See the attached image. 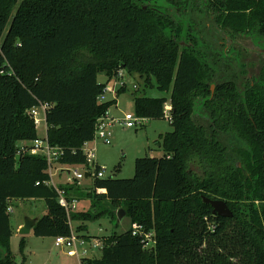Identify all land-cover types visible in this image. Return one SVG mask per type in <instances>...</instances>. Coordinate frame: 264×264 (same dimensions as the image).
<instances>
[{"label":"trees","instance_id":"16d2710c","mask_svg":"<svg viewBox=\"0 0 264 264\" xmlns=\"http://www.w3.org/2000/svg\"><path fill=\"white\" fill-rule=\"evenodd\" d=\"M193 11L208 15L223 39L246 35L264 48V0H0V264H16L10 199L44 201L32 229L39 237L69 236L79 216L68 215L45 183V157L18 153L19 142L38 137L27 110L49 105L45 138L62 151L57 165H85L84 143L126 90L99 99L121 70L169 93V103L145 95L133 102L146 119L165 118L168 104L172 130L159 135L163 156L136 158L133 177L94 179L102 190L95 197L123 209L131 227L102 237L101 256L79 264H264V60L241 87L225 80L212 91L220 57L199 38ZM218 131L239 140L237 163L228 162ZM60 189L68 201L82 191ZM204 197L223 200L232 215L214 214Z\"/></svg>","mask_w":264,"mask_h":264},{"label":"rangeland","instance_id":"374dc122","mask_svg":"<svg viewBox=\"0 0 264 264\" xmlns=\"http://www.w3.org/2000/svg\"><path fill=\"white\" fill-rule=\"evenodd\" d=\"M199 38L203 43L210 45L209 54H217L219 61L214 65L216 71L214 78L210 82L211 89L217 82L225 80H234L240 87L246 83L247 79L257 74L261 62L264 60V48L262 42H258L250 36L238 35L233 39H223L227 37L217 32L214 23L208 15L193 11L188 13ZM225 43V50H222V44ZM225 51V52H224ZM226 53V55H220ZM122 77L113 78L107 85H113L118 89L121 83L125 85V91L117 96V104L111 105L108 109L109 118L115 119L112 123L110 143L106 144L100 139L90 141L85 149L93 147L95 149V169L102 168L103 179H128L134 175V165L136 158L140 157H161L164 151L158 145L159 134L169 132L172 126L167 117L159 119H146L141 125L131 128L119 124L124 114L129 113L136 116L134 107V95H145L151 98L166 97L169 103V93L162 92L154 87H145L143 80L137 75H130L125 70H121ZM97 80L104 83L106 76L99 72ZM106 98H110L109 89H107ZM115 98V97H113ZM201 112V110H199ZM201 115L205 114L201 112ZM204 116H196L198 124L207 125V119ZM42 118V113L39 115ZM38 137H43L45 133L44 125L36 127ZM208 132L211 133V130ZM208 133V134H210ZM217 138L224 144L226 156L230 164L237 163L236 154L233 152L235 147L240 145L239 140L232 132H220L216 134ZM30 142H25L29 145ZM21 143H18L20 145ZM34 153V152H33ZM91 168L92 174L95 172ZM78 172L82 173L83 167L76 166ZM60 175L55 172L53 183L58 187L77 185L82 191L75 201V208L70 213L79 215L71 219V231L78 237V240L84 239V247L87 249L86 256L98 258L101 256V238L111 235H118L131 227L128 216L122 215L117 220V211L119 208L114 206L109 199L95 197V188L93 187L94 176L85 177L76 184V181L67 174ZM70 191V190H69ZM73 191H70L72 194ZM89 194H88V193ZM9 220L12 228L10 238L11 253L16 264H79V256L69 257L60 247L54 245L53 237H39L33 233L20 235L18 225L23 223L26 216L36 217L46 213V206L42 199L14 198L9 201ZM24 240L22 250L19 243ZM97 244V245H95ZM149 245H153L150 241ZM149 246V247H150ZM78 249L81 253L82 248Z\"/></svg>","mask_w":264,"mask_h":264},{"label":"built area","instance_id":"2783aa9c","mask_svg":"<svg viewBox=\"0 0 264 264\" xmlns=\"http://www.w3.org/2000/svg\"><path fill=\"white\" fill-rule=\"evenodd\" d=\"M118 77H122V75H120V73H118ZM124 83H121L119 86H123ZM116 87L113 85H107L105 90H104V94L100 96V100H105L106 98V91L107 89H109V93L112 97L116 96V91L117 89H115ZM49 108V105L47 103H42L39 104L38 106H33L30 109L27 110L28 115L33 119L34 125L35 127L43 124L44 128H45V133H46V129H47V125L45 122V112L46 110ZM169 105L166 104L164 107V114L165 117L168 118L169 120ZM40 113H42V118L39 117ZM144 120H146V118H140L137 116H132L129 113L124 114V116L121 119H118L119 124L127 127V128H131L134 127L136 125H141ZM115 119L109 118L108 112L105 113V115H103L102 117H100L95 125V132L93 135V139H100L103 142H105L106 144L110 143V138H111V130L110 127L112 125L113 122H115ZM91 140V141H92ZM85 142L83 145V152L86 156V163L85 165H82L81 167H83V171L82 173L78 172L77 169H74L75 167H71V166H59L57 165V160L60 157V155L62 154V151L59 147H53L50 146L45 138V135L43 137H37L35 140L31 141L29 143V145H18L19 146V151L20 152H29L32 154H41L45 157L47 164H48V168H47V173L49 176V179L45 182L47 185L52 186L53 188H55V190L58 193V203L66 210L67 214L69 215L70 211L73 210L75 208V199L68 201L67 198L64 195L63 190H61L60 188H58L54 183H53V176L55 174V172L59 171L60 169H66L70 171V177L72 176L74 178L75 181H77V183L79 182V180L85 178V174L88 173L89 176H94V178L96 179H102L103 178V172H102V168L97 167L96 169L95 167V149L93 147H88L87 149H85L86 145L89 143ZM34 152V153H33ZM91 168H94V173L92 174L91 172ZM88 176V177H89ZM98 192L102 191L101 189H97ZM11 210L10 207H8V211ZM132 230H133V234H137V233H141L140 232V227L137 226L136 224L132 225ZM144 239L146 240V246L149 247V242L151 240V234L150 233H145L144 235ZM85 240L84 239H80V241L78 240V237L71 231L69 236H57L54 237V245L56 247H60L62 248L63 251H65L66 255L69 257H74V256H79V260L81 257H85L86 253H87V249L84 247L85 245ZM78 244L79 247L82 248V251L80 253L79 249H78ZM97 245V244H95Z\"/></svg>","mask_w":264,"mask_h":264},{"label":"water","instance_id":"95a60500","mask_svg":"<svg viewBox=\"0 0 264 264\" xmlns=\"http://www.w3.org/2000/svg\"><path fill=\"white\" fill-rule=\"evenodd\" d=\"M65 171L68 175H70V171L66 169H62L60 172ZM88 173L85 174V177H88ZM205 203H208L212 207V212L214 214H217L222 217H230L232 215L230 209L227 207L226 203L223 200L220 199H209L204 197L203 198ZM122 215H124V210L119 209L117 211V220H120L122 218ZM40 218V216L36 217H29L26 216L25 220L22 224V226L19 228V234L20 235H27L30 234L34 225L36 224L37 220Z\"/></svg>","mask_w":264,"mask_h":264},{"label":"crops","instance_id":"0c3cea01","mask_svg":"<svg viewBox=\"0 0 264 264\" xmlns=\"http://www.w3.org/2000/svg\"><path fill=\"white\" fill-rule=\"evenodd\" d=\"M111 96V95H110ZM110 98H113L112 96L110 97ZM110 98H107V99H110ZM116 104H117V99H116ZM109 115V114H108ZM162 134V133H161ZM44 135H45V133H44ZM160 135V134H159ZM19 143H21L20 145H25V142H19ZM62 169H60L58 172H59V174L60 175H62V174H64L63 172H65V171H62V172H60ZM66 173V172H65ZM67 174V173H66ZM67 176H68V178H71L68 174H67ZM101 192V191H100ZM32 217V216H31ZM22 224L23 223H20L19 225H18V228H20L21 226H22ZM12 229V228H11ZM31 233H32V231H31Z\"/></svg>","mask_w":264,"mask_h":264}]
</instances>
